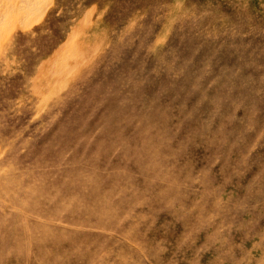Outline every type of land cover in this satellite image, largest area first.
<instances>
[{"label": "rangeland", "instance_id": "374dc122", "mask_svg": "<svg viewBox=\"0 0 264 264\" xmlns=\"http://www.w3.org/2000/svg\"><path fill=\"white\" fill-rule=\"evenodd\" d=\"M0 264H264V0H0Z\"/></svg>", "mask_w": 264, "mask_h": 264}]
</instances>
